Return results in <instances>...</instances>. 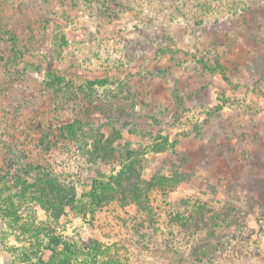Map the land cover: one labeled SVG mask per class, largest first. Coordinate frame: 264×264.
<instances>
[{"label": "rangeland", "instance_id": "rangeland-1", "mask_svg": "<svg viewBox=\"0 0 264 264\" xmlns=\"http://www.w3.org/2000/svg\"><path fill=\"white\" fill-rule=\"evenodd\" d=\"M73 120L79 123L69 136L61 126ZM97 131L111 140L110 157L95 154ZM141 148L140 179L175 183L149 192L154 221L119 197L93 210L87 194L94 180L117 171L125 151ZM25 165L31 176L38 165L72 184L73 207L50 218L16 195L4 200ZM259 177L264 0H0V264L34 261L20 254L30 238L19 226L29 219L82 251L89 241L105 245L107 256L83 252L73 264L81 256L90 264L179 262L207 237L179 225L191 204L217 209L232 200L242 211ZM4 207L19 219L5 223ZM246 219L250 237L224 229L223 239L230 231L237 237L207 264H264V226L254 214ZM51 254L45 250L43 259Z\"/></svg>", "mask_w": 264, "mask_h": 264}, {"label": "trees", "instance_id": "trees-1", "mask_svg": "<svg viewBox=\"0 0 264 264\" xmlns=\"http://www.w3.org/2000/svg\"><path fill=\"white\" fill-rule=\"evenodd\" d=\"M50 76L54 75L49 71ZM78 120L63 124L61 130L65 131L69 136L74 134V128L78 124ZM97 140H94L92 146L95 154L99 158L110 157L114 153L111 146V140L104 139V134L97 131ZM105 142H104V141ZM151 150H156L152 145L147 147ZM146 151V148L139 150L129 149L125 151L126 155L123 161H120V167L117 171L111 173L108 176L100 175L99 180H94L91 191L87 197L90 198V205L95 210L97 206H100L103 202L118 199L123 204L132 202L136 204L140 209L146 212V217H149V222H153L152 216H154L153 208L149 206V192L155 187H159L162 191H167L174 186L173 177H162L154 175L150 180H141L140 174L136 168V161L139 154ZM100 154V155H99ZM27 166H32L28 164ZM25 165L23 169L20 168L22 175L15 174V187L14 193H7L4 200L11 201L16 195L24 200L31 201L33 204H38L45 210L46 214L50 218H57L66 206L73 207L77 200L74 186L70 183H65L52 173L40 171L39 166H36L35 173L31 176L28 167ZM193 211L188 214L186 220L180 222L181 227L191 225L190 234L193 236L198 234L202 230H206V235L202 241L196 242V246L192 248L191 254L186 259H180L179 262H173V264H207L212 261L217 254H220L224 249V246L230 244V241L236 239V231L228 232L227 239L221 235L224 229L232 226L237 228L238 234L247 231L245 235H238L239 239L246 240L250 237L252 229L248 227L246 215L254 214L258 224L264 226V178H253L252 182L248 186V195L246 196L244 210L239 209L234 205V201L227 200L221 203V207L214 209L209 207L206 202L194 201L191 204ZM90 211L91 212H93ZM5 223L10 225L12 220L17 221L19 215L14 213L7 207L3 208ZM15 213V214H16ZM198 215L199 222H205L204 225L194 223L190 219H193L194 215ZM38 222V223H36ZM263 223V224H262ZM22 234L30 238L28 248L21 247L20 254L23 255L24 261H32V264H73L75 258L83 252L88 257L107 256V251L102 252L101 247H105L98 241H89L85 243L80 249V246L76 242H69V239H65L62 235H56L52 233L50 227L45 222L36 220H27L19 226ZM230 233V234H229ZM34 238V239H33ZM212 239V240H211ZM194 244V245H195ZM56 248H59L57 250ZM45 250H49L52 254L48 257V260L43 259V253ZM82 264H90L87 257H80Z\"/></svg>", "mask_w": 264, "mask_h": 264}]
</instances>
